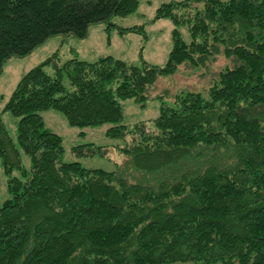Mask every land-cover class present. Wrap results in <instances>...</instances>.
Returning a JSON list of instances; mask_svg holds the SVG:
<instances>
[{
  "label": "trees",
  "instance_id": "1",
  "mask_svg": "<svg viewBox=\"0 0 264 264\" xmlns=\"http://www.w3.org/2000/svg\"><path fill=\"white\" fill-rule=\"evenodd\" d=\"M137 6L0 0V72L6 59L30 54L51 35L83 38L98 22L147 39L143 24L111 21ZM162 18L176 25L162 66L110 55L61 63L53 53L17 82L3 110L17 117L16 140L30 169L0 115L10 194L0 206V264H264V0H170L155 12L154 20ZM220 55L233 62L212 79L207 97L176 94L174 105L161 104L152 129L121 123L120 99L144 106L161 76L207 67ZM48 63L52 75L43 69ZM48 109L72 126L111 123L107 136L129 135L120 147L128 158L114 171L62 161V138L40 114ZM73 151L106 153L93 143Z\"/></svg>",
  "mask_w": 264,
  "mask_h": 264
},
{
  "label": "rangeland",
  "instance_id": "2",
  "mask_svg": "<svg viewBox=\"0 0 264 264\" xmlns=\"http://www.w3.org/2000/svg\"><path fill=\"white\" fill-rule=\"evenodd\" d=\"M170 0H138L135 12L125 16H112L111 21L120 26H131L143 24L147 39L136 33H125L120 35L116 29L106 30V22H98L89 26L86 37L79 38L72 35L55 34L48 37L44 42L36 46L32 52L26 56H11L6 59L0 72V115L4 125L16 143L20 152L22 165L26 170L30 169V160L16 140L17 117L10 112L3 110L6 100L15 88L21 76L30 68L35 67L45 61L53 53H57L59 61L76 57L87 62H94L103 56H113L122 59L128 64L139 66L142 60L159 66L164 65L168 53L172 48V32L176 25L168 19L162 18L154 20L155 12L160 4ZM185 41L190 40V35L186 25L177 27ZM232 59L220 55L208 62L204 68H184L168 76H161L158 82L149 90L153 98H148L145 105L141 106L132 98L120 99L122 106V124L133 128L137 123H145L147 128H153V119L159 114L160 106L165 103L174 105L176 94L184 91H198L203 97H207L208 88L216 74L225 67L232 64ZM44 71L53 74L51 64L43 66ZM63 83L68 86L66 76ZM117 83L113 82L112 87ZM259 107L257 110H260ZM44 119L45 127L59 134L62 138V161L80 162L85 168L104 169L114 171L118 165L122 164L128 157L123 154L120 147L129 140V135L124 138H113L106 135V129L112 125L105 123L95 126H72L64 115L55 109L43 110L40 112ZM259 115H264L260 113ZM93 143L102 146L106 153L104 155H79L73 148L78 145ZM12 175L21 177L19 170H14ZM10 197L7 190V176L0 163V206ZM167 264H197L194 261H173ZM212 264H222L216 262Z\"/></svg>",
  "mask_w": 264,
  "mask_h": 264
}]
</instances>
